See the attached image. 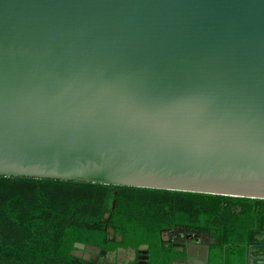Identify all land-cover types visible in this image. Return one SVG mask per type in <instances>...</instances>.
<instances>
[{
	"label": "water",
	"instance_id": "obj_1",
	"mask_svg": "<svg viewBox=\"0 0 264 264\" xmlns=\"http://www.w3.org/2000/svg\"><path fill=\"white\" fill-rule=\"evenodd\" d=\"M0 176L264 199V0H0Z\"/></svg>",
	"mask_w": 264,
	"mask_h": 264
},
{
	"label": "trees",
	"instance_id": "obj_2",
	"mask_svg": "<svg viewBox=\"0 0 264 264\" xmlns=\"http://www.w3.org/2000/svg\"><path fill=\"white\" fill-rule=\"evenodd\" d=\"M175 226L208 231L223 264H244L248 245L264 243V199L0 176V264H104L142 245L148 264H169L182 258L162 239ZM75 242L99 249L97 260L71 254Z\"/></svg>",
	"mask_w": 264,
	"mask_h": 264
},
{
	"label": "flooded vegetation",
	"instance_id": "obj_3",
	"mask_svg": "<svg viewBox=\"0 0 264 264\" xmlns=\"http://www.w3.org/2000/svg\"><path fill=\"white\" fill-rule=\"evenodd\" d=\"M162 239L166 242V244L171 245V247L173 248L175 252H178L180 255H182V258L174 259L169 264H192L191 262H187V258L189 257L186 255L187 249L190 254H194L195 256L197 255L201 256L203 254V248H205V256H206V260L208 261V263L223 264L221 254L219 253L220 252L219 251V241L214 240L208 231H197V230L186 228L184 226H175L163 232ZM249 247L251 248L252 255L264 256V243L250 244L247 247L244 264H246L247 253H248ZM143 250L147 251L146 245L140 246V248L135 251V257L137 258L136 264L139 261H142L141 259H138V256L144 255L141 252ZM85 251H89L90 254H93L97 251V249L86 247L84 249L83 254L85 253ZM221 251L223 252L224 250L222 249ZM145 255L147 256V258L144 261H145V264H148V251L145 253ZM80 258H83V257H80ZM194 259L195 258L193 257L192 261H194ZM197 261L198 260H196V262ZM256 261H259V260L256 259Z\"/></svg>",
	"mask_w": 264,
	"mask_h": 264
},
{
	"label": "crops",
	"instance_id": "obj_4",
	"mask_svg": "<svg viewBox=\"0 0 264 264\" xmlns=\"http://www.w3.org/2000/svg\"><path fill=\"white\" fill-rule=\"evenodd\" d=\"M127 249H131V248H127ZM118 250H119V251H118V253H117L116 258H115V259H112L111 261H109L110 263L115 262V263H117V264H122V263H126V262H129V261H133V259L135 258V251H134L133 249H131L130 251H131V252H134V256H133V255L130 256V254L127 255L126 252H123V251H122V250H126V249L119 248ZM116 251H117V250H116ZM116 251H114V252H116ZM120 255L123 256V257H126V258H121ZM107 256H108V255H106L105 257H107ZM105 257H104V258H105ZM119 258H121V259H120V260H117V259H119ZM102 261H103V258H102ZM103 262H104V264H109V263H106L105 260H104Z\"/></svg>",
	"mask_w": 264,
	"mask_h": 264
},
{
	"label": "rangeland",
	"instance_id": "obj_5",
	"mask_svg": "<svg viewBox=\"0 0 264 264\" xmlns=\"http://www.w3.org/2000/svg\"><path fill=\"white\" fill-rule=\"evenodd\" d=\"M131 249H126V250H122L123 252H126L127 255L130 254V256H134V252H131L130 251ZM224 250V249H223ZM119 250H117L116 252H112V253H109L107 257L103 258V261L105 260L106 263H110L109 261H111L112 259H115L116 256H117V253H118ZM121 258H126V257H123L120 255ZM121 258L117 259V260H120Z\"/></svg>",
	"mask_w": 264,
	"mask_h": 264
}]
</instances>
